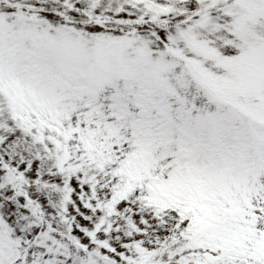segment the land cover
Returning a JSON list of instances; mask_svg holds the SVG:
<instances>
[{"label": "snow or ice", "instance_id": "obj_1", "mask_svg": "<svg viewBox=\"0 0 264 264\" xmlns=\"http://www.w3.org/2000/svg\"><path fill=\"white\" fill-rule=\"evenodd\" d=\"M0 264H264V0H0Z\"/></svg>", "mask_w": 264, "mask_h": 264}]
</instances>
